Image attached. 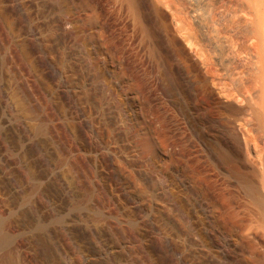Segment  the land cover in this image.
Segmentation results:
<instances>
[{
  "label": "rangeland",
  "instance_id": "374dc122",
  "mask_svg": "<svg viewBox=\"0 0 264 264\" xmlns=\"http://www.w3.org/2000/svg\"><path fill=\"white\" fill-rule=\"evenodd\" d=\"M135 1L136 6L130 0H6L13 15L23 17L29 30L22 36L25 40L20 37L8 42L0 24V62L6 72L1 68V74L14 78L30 94L37 121L43 119L49 125L59 161L53 168L45 164L18 122L7 121L9 134L40 165L43 175L41 183L20 188L13 179L19 152L0 150V264H68L59 248L64 242L58 243L60 236L51 232L56 225L54 216L42 213V217L33 206L34 185L56 197L59 208L55 215L68 216L64 219L93 252L94 260L98 257L94 264H119L112 248L115 243L125 244L119 250L130 259L128 264H154L155 257L166 264H248V260L249 264H264V237L238 178L252 179L264 196L263 184L244 154L232 146L231 130L222 114L210 113L198 102L205 97L197 89L202 76H208L216 95L227 100L235 83L220 76L224 66L232 71L238 61L226 60L223 66L217 61L214 49L202 40L200 24L187 11V0ZM220 1L205 0L209 8ZM244 2L234 0L224 9L245 7ZM157 8L164 13L163 23ZM231 20L223 16L221 29L227 30ZM243 29L231 33L237 52L254 51L257 42ZM28 39L42 56L47 80L62 82L67 94L64 99L80 107L88 133L108 143L99 153L107 151L105 174L112 184L110 194L89 160L100 154L74 144L63 121L54 119L35 79L27 74L18 46ZM189 59L197 71L187 65ZM172 68L178 78L176 86L171 80ZM248 72L243 79L247 83ZM237 81L235 87L247 84ZM175 104L181 114L175 111ZM195 128L208 129V149L194 140L199 131ZM225 138L231 145L230 154L222 150L230 148ZM87 140L89 145L92 139ZM220 154L229 157L223 164ZM256 155L252 151L250 157L257 160ZM261 160L257 163L263 167ZM70 166L77 169L71 183L62 176ZM121 198L137 201L138 224L146 221V236H138L137 244L131 240L134 217L123 213Z\"/></svg>",
  "mask_w": 264,
  "mask_h": 264
},
{
  "label": "bare ground",
  "instance_id": "6f19581e",
  "mask_svg": "<svg viewBox=\"0 0 264 264\" xmlns=\"http://www.w3.org/2000/svg\"><path fill=\"white\" fill-rule=\"evenodd\" d=\"M130 1L133 5L136 4L135 0H130ZM187 1H188L187 11L189 15L191 16V18H193L195 22L200 24L199 26H200V30L202 34V40H204L206 44L208 42L209 45L214 49L213 50L215 52L214 54H216V56L214 57L217 58V61H219V63L221 62L220 64L222 66L225 64L226 60L229 61L231 59H235V61L236 60L238 61L239 65L238 66L235 65L236 67L231 69L232 71H228L227 69L228 66L226 69L224 66L223 67L224 72L221 74V76L219 75L220 79L222 78L224 80L226 79L228 80V78H231L233 80H230V81H233L235 84L237 80H241V82L243 81V83L245 82L246 84L248 81L247 82L244 81L245 80L244 78H246V73L248 72L246 70L247 69L249 70L248 72L250 73V76L248 74L249 76L248 80H250L249 83L252 81L250 85L249 83H247L248 85L247 84L246 86L241 85L242 87H239L240 85L237 83L238 86L235 87V84H233L234 86L232 85L233 87H231L233 89L232 91L233 93L230 91L232 93L231 95V93L228 92L230 94L228 98H227V95L229 94H226L227 100H223L216 95L215 90H213L212 87L209 85L210 80L208 82V79H207L208 76L207 77L204 76L205 78H203L202 76L201 78L198 79L200 88H198L197 86V89H200L199 90L200 93L203 94V96L205 97H204V100L198 99V102H199V106L206 109V111L208 112L212 111L213 114L216 113L214 111H217V112H220V115L222 114V116L226 120V124H228L229 126L228 128H230L231 130V133H230L232 134L231 139L230 137L228 136L227 137L230 139V142H232L231 143L232 146L233 145L236 146L237 150L244 154L247 160L251 163L253 174H255L261 180V183L263 184V186L262 185L261 186L264 187V0H235L237 2L245 1L244 3L246 5L243 4L245 7L239 6L230 11H227L224 9L225 5L234 0H221L218 5L216 4L215 7L212 6L211 8L207 7L205 0H187ZM6 3H7L6 0H0V24H1V27L3 28V32L5 34L7 41L10 40L8 42H11V41L13 42V40H17L20 37L22 38V36H24V34L27 32L26 31L27 27H25L23 23L24 20L22 21L23 17L22 19L15 17L14 15L16 13L13 15L14 12L12 13V10L9 9L10 7L8 8V5ZM155 11H156V15L158 16V19L161 20V22L163 23L162 20L165 19L164 13L159 8H157ZM222 15L224 16V18L226 15V17L229 16V18L232 19L231 20L232 22L230 23L231 25L229 28H227V30L221 29L222 23H224ZM202 19L206 21L205 24H203V22L201 21ZM199 22H201L203 25ZM242 28H244L243 30H247L249 31V33H251V36L250 35L249 36L252 39L250 37L249 38L252 41L254 40V42H257L256 46L258 48L256 47L257 49L254 50L255 52L257 50L258 51L257 53L251 50L248 52L247 51L237 52L236 47L238 46L235 45V43L233 42L234 40L232 41L231 33L234 31L237 32V30L242 29ZM23 39L25 40L26 38H22V40ZM28 40L29 41H24L18 46V50L20 52L21 59H22L21 62H23L24 68L27 74L30 76V78L32 77L37 82V85L39 86L40 91H41L42 98L47 102V105L49 106V108L53 110V114H55L54 119L58 117L60 121H63L62 123H64L65 128L70 132L71 136L73 137L74 144L78 145L80 149L81 148L86 149L87 151L91 152V154H93L94 152L99 153L101 150H103L105 145H107L108 143H105L104 140L93 139V137H96V135L93 136L91 135L92 133L91 134L88 133V130H87L88 127L85 129L84 122H83L85 120H82V117H81L82 113L80 111V107L78 109L77 107L78 105H76L75 103H72V101L70 102L64 99L65 91H63L62 89L64 88V85L62 84V82H56L55 80H54L55 82L47 80L48 76L46 78L47 73L45 74L46 71L43 68L45 67V65L44 66L42 65V61L40 58L42 56H40L41 54L37 55L38 52L36 54V52L34 51L35 48L33 50L32 45L29 43L30 39ZM31 42H32V38H31ZM189 63L190 64H187V65L193 68L191 70L193 71L196 69L197 71L198 67L194 65L195 63H193L192 61H190ZM1 64L2 62H0V150H6L11 153L19 152L18 154L19 157L17 156V159L19 158L20 161L18 162L19 164L16 165L17 167L15 168L16 169L15 172L13 171L14 172L13 179L18 184V186L20 185L19 186L20 188L21 187L25 188L24 184H30L32 186V184H34L35 182L40 181L43 174L41 175L42 171L40 172L41 170L39 169L40 165L38 167V165L36 164L37 162L35 163L34 161L35 159H31L30 157H28L29 154L28 156L26 155V153L24 152L20 144L16 141V138L13 139L12 138L13 136L9 134L8 130L5 127V124L7 123L9 119L10 120L13 119V121L16 120L18 122L19 126L24 132L23 134H25L30 140H32L33 142L32 144L36 147L39 153L38 156L42 158L45 164L52 166L53 168V166L55 167L58 165L57 162L59 160L57 161L58 159L57 154H56L57 151L55 153L53 146H52V137L48 133L49 127L47 129V125H48V124L46 125L47 122L42 123L43 119L41 120L40 117L39 119L41 120V122H38L39 120L37 121V107L34 103V100L30 96V94H28L27 91L23 89V87L18 81H16L14 78L9 77L8 74H7V77L2 75L4 71H3V68L1 67L3 64L2 65ZM240 65H244L245 66L244 68H246L247 66V69H245V71L242 70L243 68ZM1 68L3 71L2 74H1ZM198 77H200V75ZM171 78H172L171 79L172 84L176 86L178 78L176 77L173 68L171 69ZM196 81H197V76H196ZM241 82L240 84H242ZM65 86L67 87L66 84ZM65 96H67V94ZM239 97L242 103H238V102H241L240 99L238 100L236 99ZM72 100H74V98ZM175 107H176L175 111L180 110L179 108L177 110L178 106H176V104H175ZM186 108H187V105H186ZM183 116H186V115H183ZM191 121H189L188 123L192 124ZM206 128L205 130H199L195 128L199 131L197 132L195 131L196 134H195V139H194L198 142L197 144L201 145L200 147H204L203 149L205 150L206 148L207 149L209 148V144L206 140L209 132H208V129L206 130ZM87 138L92 139V141L90 140L91 143L89 145H87V141H88ZM225 139L227 141L228 147L230 148L227 149L226 148L227 146L225 147L221 145L220 146L221 148L223 147L226 148V151L222 149L223 153L226 152L227 154H230L231 145L229 143V140L227 138ZM256 140L260 145L256 142ZM223 142H225V140L222 141V143ZM252 151L257 154L256 155L257 160H254L253 158L250 157ZM105 152L107 153V151ZM104 153H99L100 155L97 154L98 157L92 155L91 158H89V160L91 161V166H92V169L94 170V174L96 175V177L101 179L105 190L109 192L108 194H110V192L112 191V184L108 181V178L106 177V174H105V170H106L105 163H106V159L108 158L106 157ZM227 154H224V155H227ZM11 156H13V154ZM228 158L220 154L219 162L223 164L227 161ZM258 159L263 160V161L261 160L263 162L261 164L263 165V167L262 166L260 167L258 165L259 163ZM5 160L6 162L7 161L9 162V160L7 159ZM11 162L9 163L12 164ZM11 168L13 169V167ZM76 170L72 166H70L63 172L62 176L64 177L66 181L71 183L72 181L76 180V177H77ZM238 181L241 185V188L243 189L244 194L247 196V201L252 207L251 211L253 212L254 218L257 221L258 232L262 237H264V196L259 192L260 190L259 187L252 181V179L244 175H241L239 176ZM17 184L15 186H17ZM27 188H28V185H27ZM31 188L32 187H29L28 190H30ZM32 189L35 192V199H33L34 201L33 206H35L36 210L41 214V216H42V213L43 215L47 213V214L54 216V218L52 219L56 225L54 224L55 226L53 228L51 227V232H53L54 236L55 235L60 236L59 238H57L59 239L58 243L62 244V242H64V244L60 245L59 248L61 250V253L64 255L65 259H67L68 264H94V261L98 257H96L94 260L93 255L91 254L93 252L90 253L88 251L84 242H82L80 238H78L77 234L75 233L76 232L74 231L75 228L73 229V227L69 224V221L64 219L66 217L68 219V216L63 218L62 215L60 216L55 215L54 213L55 210H58L59 208L58 207L59 203H57L58 201H56L55 199L56 197L54 198L53 194L48 192V190L45 187L34 185ZM262 190L264 191V188ZM111 194L113 196V193ZM115 198L117 197L115 196ZM119 201L123 209V213L126 216H128V218L130 216L134 217V224L132 222L133 224L132 231H133L134 239H132L131 237L130 238L133 241V244H137L138 236L141 238V237H144L145 235L143 227H145L146 221L143 219L138 224V203L137 201L129 199V198H121L119 199ZM60 211L61 210H59V213L61 214ZM130 233L132 234V232ZM134 241L136 243H134ZM100 242L102 243V241ZM121 242L123 241L121 240ZM124 245L120 243H115L114 246H112L113 250L116 249L114 251L115 261L118 262L119 264H128V260H130V259H127L128 257H126L123 251L119 250ZM124 252H126V249L124 250ZM152 260H154V264H166L159 257H155ZM248 261L247 263L249 264Z\"/></svg>",
  "mask_w": 264,
  "mask_h": 264
}]
</instances>
